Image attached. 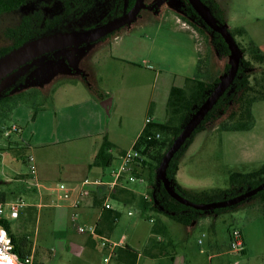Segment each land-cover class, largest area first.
Masks as SVG:
<instances>
[{"label": "rangeland", "instance_id": "1", "mask_svg": "<svg viewBox=\"0 0 264 264\" xmlns=\"http://www.w3.org/2000/svg\"><path fill=\"white\" fill-rule=\"evenodd\" d=\"M224 1L228 2L220 0L221 4ZM179 5L181 0H161L154 8H142L130 24L103 39L62 47L55 50L52 59L48 56L39 58L16 92L10 108L0 115V143H6L10 138L15 142L19 140L21 129L26 135H33L35 140L58 138L63 135V127H77L78 109L89 113L97 123V114L88 97L94 95L91 89L95 88L97 94L102 93V99L111 100L110 109L98 104L104 119L103 130H96L86 138L76 135L84 132L82 129H72L75 132L72 139H61L55 147L61 148L57 149L61 152V160L72 167L90 150L83 144L91 141L93 146L97 141L101 149L107 140L109 149H113L112 153L107 149L111 162L102 163L99 170L103 168V175H108L120 162L115 156L117 148L131 142L147 117L154 118L155 122L166 121V102L172 85L185 86L192 77L203 80L220 77L229 61V56L222 57L214 51L210 34L201 31ZM60 10L57 0H35L16 10L0 13V46L9 42L4 35L6 27L17 24L24 13L41 11L44 15H52ZM88 15L73 20L84 21ZM239 22L248 21L240 19ZM235 37L240 42L253 40L246 31L243 36ZM20 72L22 69L16 70L10 78ZM17 115L22 117V123L17 121ZM15 122L21 124L19 130L11 129L12 125H18ZM218 127L216 122L210 124L203 136L197 138L191 152L184 156L182 172L190 179L187 183L190 189L226 188L230 185L232 171L247 172L259 167H255V163H241L238 159L243 161L242 152H234L233 140L238 133L245 132ZM7 150L0 154V177L9 175L12 178L7 186H3L10 195L14 191L20 192L24 186L16 176L28 170L24 158L28 149L15 146ZM97 153L91 166L98 165L94 162ZM139 174L142 181L127 179L135 189L137 201L123 208L122 216L114 226L116 236L123 234L124 241L139 252L136 264H168L166 257L175 255L178 264H264L262 199H247L232 210L206 212L192 223L183 224L156 209L144 210L143 199L151 192L152 178L148 169ZM33 208L28 213L29 207L24 205L18 211V215L22 213L18 218L8 220L17 237L25 239L22 246L33 248L37 261L85 264V249L90 247L95 263H102L105 248L99 236L93 235L92 242L85 248L67 245L78 227L83 236L90 235L89 225L80 224L74 210L61 215V207L54 204ZM235 228L241 231L245 241L242 250L229 246L230 234ZM150 237L156 241V246L151 248L148 256L143 250Z\"/></svg>", "mask_w": 264, "mask_h": 264}, {"label": "trees", "instance_id": "2", "mask_svg": "<svg viewBox=\"0 0 264 264\" xmlns=\"http://www.w3.org/2000/svg\"><path fill=\"white\" fill-rule=\"evenodd\" d=\"M31 1L33 0H0V13L16 10ZM99 1L100 0H59L61 10L52 15H44L41 11L24 13L17 24L6 27L4 35L9 39V42L8 44L0 46V56L36 36L57 30L73 28V26H71L75 24L73 19L79 18L82 15H87L89 11L95 8ZM124 1L126 0H110L111 7L109 9V14L113 15L116 13L115 15H117L126 10ZM202 1L208 6L219 23H226L224 11L216 0ZM132 3L133 0H128L127 6H130ZM179 8L184 14L192 17V19L199 25L201 31H207L210 34L213 49L219 56H229V49L221 34L210 28L201 19L188 0H181ZM80 26H75L74 28ZM229 31L242 51V57L240 59L237 73L233 81L218 98L216 103L205 114L203 120L193 131L192 135L187 138L181 148L175 152L166 170V174L176 191L196 202H205L230 197L249 187H254L264 180V163L251 171H232L229 174L230 185L226 188L188 190L183 188L176 180L179 158L187 149L197 132L215 122L220 130L248 129L254 122L252 104L257 100L264 99V53L253 40H245L242 41V43L236 39L235 35H244V28L236 27L233 30L229 29ZM48 54L49 53H45L24 63L8 73L0 81V115H3L10 108V104L13 99H15L16 92L22 87L21 85L25 83L27 74L36 66L35 64L39 58L48 56ZM199 63H201L200 57ZM200 66L201 65L198 64V67ZM228 67L229 62H226L224 71ZM18 69H22V73L18 74L19 76H13L10 78L11 73ZM218 80L219 76L212 80H203L197 77H192L188 78L185 86L172 85L166 102V121L146 124L134 142L132 148L140 151L141 154L145 156L146 159L144 163L146 165L143 166L145 169H148L149 176L151 175L152 178L151 192L148 193L149 198L144 197L143 200L144 209H156L175 221L183 224H190L195 221L200 214L206 212L220 213L222 211L232 210L239 204L237 203L211 210L196 209L175 200L168 194L162 182L156 179L157 167L164 152L170 146L172 140L179 133L190 115L208 97ZM151 131H159L160 137L157 139L146 140L144 134ZM109 147L110 142L105 140L103 146L99 149L95 157V164L101 165L102 163H110L111 156L108 155L107 150ZM252 198H260L264 203V189L259 190L247 199ZM6 200V191L0 189V203L3 204ZM118 216V211L110 210L108 222L109 232L113 230ZM0 224L9 231L15 249L18 252L23 253L24 251L18 244H16L10 231L9 220L0 217ZM154 242L156 241H154L153 237L148 239L146 247L143 250L145 255L150 256L151 248L156 246ZM115 249V254H113L115 255V264L137 263L139 252L129 244L125 243L122 246H117Z\"/></svg>", "mask_w": 264, "mask_h": 264}, {"label": "crops", "instance_id": "3", "mask_svg": "<svg viewBox=\"0 0 264 264\" xmlns=\"http://www.w3.org/2000/svg\"><path fill=\"white\" fill-rule=\"evenodd\" d=\"M216 1L224 11V17L227 27L244 28L246 33L252 37L253 41L260 47V49L264 53V0H228V2L224 1L223 4H221L220 0ZM240 19H247L248 22L240 23ZM233 20L236 21L231 22ZM91 91H93L95 96L89 95L88 97L91 100V107L93 111L97 114V123L95 122V118L89 117V113L78 109L79 113L77 114V127H63V135L60 137L58 136V138L35 140L33 138V135L28 136L24 133L23 129H21L20 131H18V134L20 135L19 140H16L15 142V140H12L10 138L6 143H0V154H2V152L6 151L7 149V151L14 149L15 146L17 148L25 147L28 149V152L24 158L27 160L28 166L30 163L28 156L30 154L33 155L34 161L36 163L35 172H32L30 170V167H28V170L26 172H19L17 174L16 178L21 180L24 186L18 193L14 191L9 195L6 192V202L14 201L18 198H22L25 201V199L27 198V201H25V206L27 205L29 207V209L26 210V212L28 213L30 212V210H34L33 207L40 208L52 204L57 207H61V215L64 212L74 210L78 215V219L81 221L80 224L89 225V227L91 226L94 228V231L90 230V235L83 236L82 233L78 232L81 230H79L80 227H78L77 225L76 227L78 228L74 229L75 233L72 234L73 236L70 238V241L67 242V245L85 248L90 244V242H92L93 235H97L100 237V241L101 237L110 238L116 241H121V244L117 246H122L126 243L124 241V235L122 234L117 237L114 228L111 232H109L108 222L110 217V210H116L119 212V216L116 220V223H118L122 216L123 208L125 209V207L129 205V203H135L137 201L135 189L133 186L131 187V185L127 181L128 173L127 176L126 173L122 174L118 184H112L113 178L109 177V173V176L107 175V173H105L106 176H104L103 168L102 171L99 170L100 165L91 166V161L93 160L100 147L97 141L93 144V146L91 145V141H87V143L83 144L85 148L90 150L88 151L87 155L83 159H81L80 163H75L72 167H68L67 162L61 160V152L58 151L61 150V148L55 147L56 144H59L61 142V139L64 141L72 139L75 134L72 129H82L84 132L80 134L76 133V135L77 137L86 138L90 137L91 133L96 130H103L104 119L103 116L100 115L98 104L100 103V105H102V102H107L110 109L111 100H104L105 98L102 99V93L97 94L95 88H93V90L91 89ZM93 97H96L97 100H95V98ZM78 104H80V102ZM252 113L255 117L253 125L249 129L239 130V132L245 133H238V135H236L235 139L233 140V148L236 154L242 152L243 161L242 159H238L241 163H255V165H257L255 167H258L262 163H264V99L257 100L252 104ZM16 119L20 123H22L23 121L22 117L19 115L16 116ZM18 122L15 123L20 126L21 124H19ZM153 122H155V120ZM145 125L146 122L142 124L139 130L135 132V136L132 138L131 142L128 145H124L123 148H117L118 151L115 156L119 159V161L121 154L124 151H127V149L132 148L134 142L136 141ZM209 126L210 124L207 125L205 129L195 134L193 140L179 158L176 180L185 189L193 190L187 186V183L190 179L186 177L184 172H182V162L184 156L191 152V149L197 142V138L203 136ZM96 143H98L97 146ZM54 149H56L57 155H55ZM109 152L112 153L113 149L110 148ZM55 158L58 161H56ZM237 158H239V156H237ZM145 165L146 164L144 163V166ZM144 166L138 167V172L144 170ZM85 177H88L90 179H99L101 180V182H91L83 184V179ZM11 181L12 178L9 175L0 177V189L5 190L3 186H7ZM58 181L65 182L67 185H69V187L72 188L71 193L68 195V197L61 198L58 195L51 193L48 189L49 186L55 184ZM81 187L87 191L85 194L80 195ZM76 198L78 199V202L77 204H74ZM106 202H109L111 207L106 208L104 206ZM24 212L25 211H23V213ZM20 215H17L14 218H9V220L16 219ZM15 226L18 227V224H15ZM10 231L16 241V244H18L24 252L30 254L34 259L38 260L37 258H35L36 254L33 251V248L27 249L22 246L25 243V239L23 237L18 238L17 233L11 227ZM114 251L111 253L108 249L105 248L102 256V263H100L101 261H97V263H95L94 260L96 258L91 254L89 247L88 249H85V264H109V261L110 264H115V255H113L115 254ZM105 257H108V259L105 260ZM157 257L163 258L160 256ZM166 262L168 264H178L176 262V255L172 258L166 257Z\"/></svg>", "mask_w": 264, "mask_h": 264}, {"label": "water", "instance_id": "4", "mask_svg": "<svg viewBox=\"0 0 264 264\" xmlns=\"http://www.w3.org/2000/svg\"><path fill=\"white\" fill-rule=\"evenodd\" d=\"M160 1L161 0H157L153 3L146 4L144 0H135L133 6L128 11L99 26L82 30H57L31 38L0 56V81L14 69L45 53L66 46H79L81 43L94 41L122 25L130 24L136 18L141 8H153ZM188 2L201 19L210 28L219 32L223 37L229 49V67L220 75L219 80L216 82L208 97L190 115L179 133L172 140L170 146L164 152L157 167L156 179L161 181L168 194L180 203L196 209L211 210L237 204L247 199L259 190L264 189V180L256 186L249 187L230 197L205 202H196L177 192L166 174L168 164L175 152H177L186 139L192 135L193 131L203 120L205 114L233 81L242 57V51L229 31L226 23H219L211 10L202 0H188ZM102 105L106 109L109 106L107 102H102Z\"/></svg>", "mask_w": 264, "mask_h": 264}, {"label": "built area", "instance_id": "5", "mask_svg": "<svg viewBox=\"0 0 264 264\" xmlns=\"http://www.w3.org/2000/svg\"><path fill=\"white\" fill-rule=\"evenodd\" d=\"M153 122L152 118H146V124ZM11 129L19 130L20 128L17 125H12ZM146 140L157 139L160 137L159 131H151L146 132L144 134ZM28 159L30 161L29 167L32 172L36 170V163L34 161L33 155H29ZM145 156L141 154L140 151L132 148L131 150L124 151L120 156V163L117 167H113L110 169V176L112 179V184H118L119 179L123 173H128V180H143L141 174L138 175V167H142L144 165ZM100 183L99 179H90L85 177L83 179V184L86 183ZM51 193L58 195L59 197H68L71 193L72 188L69 187L65 182L58 181L55 184L48 187ZM87 191L81 187L80 195L85 194ZM145 198H149L148 194L144 195ZM78 199L76 198L74 204H77ZM25 205V201L22 198H18L14 201L0 203V217H4L6 219L14 218L18 215V211L20 207ZM106 208L111 207L109 202L104 204ZM80 229V228H79ZM91 231H94L93 227H89ZM160 238V236H157ZM200 241V240H199ZM101 245L108 249L111 253L115 250L117 245L121 244V241H116L110 238L101 237L100 241ZM244 240L239 229H233L230 234V248L234 250H242L244 248ZM105 260L108 257L104 258ZM0 264H47L46 262L37 261L30 254L26 252H18L15 249L13 240L9 231L0 224Z\"/></svg>", "mask_w": 264, "mask_h": 264}, {"label": "flooded vegetation", "instance_id": "6", "mask_svg": "<svg viewBox=\"0 0 264 264\" xmlns=\"http://www.w3.org/2000/svg\"><path fill=\"white\" fill-rule=\"evenodd\" d=\"M33 1H35V0H33ZM58 2H59V0H57ZM134 1L135 0H133V3L130 5V6H127L128 5V0H126V1H124V6H126V10H124V11H122V12H120L119 14H117V15H115V14H109V9H110V7H111V2H110V0H100L99 2H97V5L95 6V8L94 9H92L91 11H89V13L88 14H90V15H88L87 16V18L86 19H84V21H74V23L75 24H73V25H71V26H73V28H70V29H64V30H72V29H76V30H82V29H87V28H92V27H95V26H99V25H101V24H103V23H106V22H108V21H110V20H112V19H114V18H116V17H118V16H120V15H122L123 13H125L126 11H128L132 6H133V4H134ZM32 2V1H31ZM145 2V1H144ZM60 3V2H59ZM153 3V2H152ZM146 4H150V3H146ZM157 5V4H156ZM155 5V6H156ZM154 6V7H155ZM153 7V8H154ZM123 9H125V8H123ZM142 9V8H141ZM140 9V10H141ZM34 11H31L30 13H33ZM59 12V11H58ZM140 12V11H139ZM139 12H138V14H139ZM137 14V15H138ZM86 16V15H85ZM84 16V17H85ZM137 17V16H136ZM83 24V25H82ZM81 25V26H80ZM125 25H128V24H125ZM125 25H122V26H120V27H118V28H116V29H114V30H112V31H110V32H108V33H106L105 35H103V36H101L100 38H98V39H96V40H94V41H97V40H100V39H103V38H105V37H107V36H109V35H111L112 33H114L117 29H119V28H121V27H123V26H125ZM75 26H80V27H78V28H74ZM91 42V41H90ZM85 43H87V42H85ZM81 44H84V43H81ZM80 44V45H81ZM79 45V46H80ZM66 47H70V46H66ZM57 50V49H56ZM54 52H55V50L54 51H52V52H49V54H48V57H50L51 59L53 58L52 56H53V54H54ZM20 73H22V72H20ZM16 76H19V75H16Z\"/></svg>", "mask_w": 264, "mask_h": 264}]
</instances>
